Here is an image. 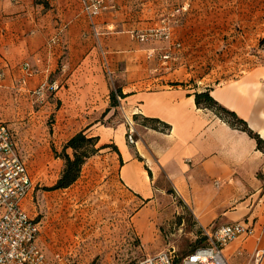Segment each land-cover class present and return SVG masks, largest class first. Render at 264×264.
<instances>
[{"label":"crops","instance_id":"0c3cea01","mask_svg":"<svg viewBox=\"0 0 264 264\" xmlns=\"http://www.w3.org/2000/svg\"><path fill=\"white\" fill-rule=\"evenodd\" d=\"M114 1L116 10L95 19L102 28L97 37L82 0H0V88H16L36 99L33 90L48 80L58 86L52 95L64 102L62 112L81 109L78 93L94 102L87 106L91 112L103 109L100 117L111 119L117 107L107 111L111 88L100 71L105 60L123 93L119 108L125 119L114 133L100 137L96 131L95 136L99 144L117 147L119 182L133 197L143 199L137 215L158 201L157 192L164 190L160 184L167 183L187 203L197 226L243 221L254 227L253 234L237 237L224 249L230 264H245L264 246V148L215 111L198 106L195 93L209 89L264 142V47H258V40L264 39V0H239L234 12L239 21H234L239 27L236 44L251 65L229 79L203 69L211 49L222 47L225 34L233 33L229 22L228 27L220 21L216 25L204 8H191L189 22L175 27L174 39L181 48L173 47L170 60L163 63L169 64L162 67L170 43L141 42L131 33L158 26L159 15L188 0ZM54 37L57 43H52ZM252 47L258 48V56L250 54ZM60 62L68 71L56 74ZM156 65L159 69L151 71ZM101 97L106 99L98 103ZM144 118L159 121L158 129L145 125ZM129 125L137 135L133 145L126 141ZM38 222L39 244L50 260L43 222ZM55 260L62 262L58 253L50 261Z\"/></svg>","mask_w":264,"mask_h":264},{"label":"rangeland","instance_id":"374dc122","mask_svg":"<svg viewBox=\"0 0 264 264\" xmlns=\"http://www.w3.org/2000/svg\"><path fill=\"white\" fill-rule=\"evenodd\" d=\"M186 3L189 6L184 16L179 17L178 22L171 23V41L161 40L170 43L169 51L165 54L170 53L171 56L173 47L181 48V44L177 46L179 42L174 39L175 27L189 22L187 16L191 8L195 12L204 8L209 12L211 22L216 25L219 21L225 24L229 22L233 28L232 34H225L222 47L211 49L210 60L203 67L205 73L216 78L220 74L223 79H229L247 68L246 65H251L245 59L246 52L240 51L236 44L239 27L234 21H239L234 19V12L239 0H188ZM116 9L109 8L113 11ZM162 14L158 18L160 24ZM136 33H131L134 39ZM258 47H264V39L258 40ZM249 50L252 55L260 54L258 48ZM63 65L60 62L56 74L68 71L67 66L63 68ZM165 65L159 63V66ZM156 67L158 65L152 67L151 71H157ZM100 71L108 86L118 89L110 65L105 60ZM56 74L50 79L55 78ZM61 85H64V81ZM54 93L34 99L16 88H0V114L14 134L18 151L33 182L26 198L27 204L24 201L23 205L30 216L43 222L42 239L50 260L55 259L58 253L61 264H130L139 258L173 248L176 258L182 257L183 260L194 249L192 247L200 236L189 206L177 196L171 185L159 179L157 183L161 181L159 184L164 187V190L157 192L160 206L155 210V206L159 205L157 201L137 215L143 199L133 197L131 192L121 186L118 179L121 160L117 147H113L114 143L101 142L99 145L107 146L86 161L80 177L71 186L50 189L64 166V160L56 156L55 149L60 152L66 141L84 128L92 135L100 131L99 136L105 137L108 131L114 133L125 119L119 106L113 118L102 119L103 109L91 112L87 106L94 102H88V96L78 93L75 97L81 109L62 112L59 109L64 106V102L58 96L53 97ZM117 96L119 99L120 96ZM105 99L98 98V103ZM84 100L85 106L82 104ZM132 128L129 125L125 135L130 145L133 144L129 143L128 134ZM136 137L134 130L135 141Z\"/></svg>","mask_w":264,"mask_h":264},{"label":"built area","instance_id":"2783aa9c","mask_svg":"<svg viewBox=\"0 0 264 264\" xmlns=\"http://www.w3.org/2000/svg\"><path fill=\"white\" fill-rule=\"evenodd\" d=\"M84 11L91 20L93 32L99 37L102 28L98 27L96 17L109 10L116 9L113 0H82ZM189 3L162 14L161 24L134 35L139 41L165 40L171 41V23L178 22L184 16ZM110 31L111 29L105 28ZM52 43L59 41L52 38ZM180 46V43H177ZM170 53L163 56V63L168 62ZM30 65L25 64V69ZM25 77L23 81H25ZM58 89L50 81H45L33 90L36 98H44L46 94ZM118 97V96H117ZM128 141L134 144V129H130ZM32 179L26 163L18 151L14 134L0 114V264H61L50 261L39 244V222L30 216L24 208V201L32 189ZM204 244L186 255L182 264H230L224 255V249L237 237L251 235L254 227L243 221L223 224H212L208 227L198 225ZM199 236V237H200ZM175 249L158 252L137 259L130 264H174ZM245 264H264V246L257 248Z\"/></svg>","mask_w":264,"mask_h":264},{"label":"trees","instance_id":"16d2710c","mask_svg":"<svg viewBox=\"0 0 264 264\" xmlns=\"http://www.w3.org/2000/svg\"><path fill=\"white\" fill-rule=\"evenodd\" d=\"M37 2H43V0H35ZM45 2V1H44ZM263 41V40H262ZM123 96L121 90L111 89L110 91V106L107 111L112 107L119 106V99L117 97ZM195 101L198 106L206 107L216 112V114L228 122L231 126L236 127L242 131L247 132L251 137L255 138L259 148H264V142L261 137L254 132L247 124V121L241 118L236 112L228 109L219 103L210 93L209 89L202 92L195 93ZM143 122L145 125L153 129H158V122L153 118H144ZM167 127V126H166ZM107 145H99V136L91 135L88 129L84 128L76 132L71 136L66 143L62 146L60 152L55 149V154L64 160V166L61 174L56 183L50 189H63L71 186L81 175L82 167L86 161L97 154L100 149ZM113 147L116 148L114 145ZM204 244V238L201 236L197 238L192 249ZM182 258V257H181ZM174 259V264H182V259Z\"/></svg>","mask_w":264,"mask_h":264}]
</instances>
